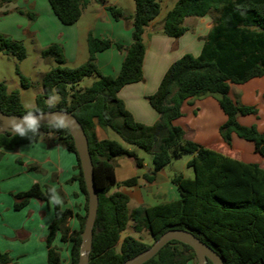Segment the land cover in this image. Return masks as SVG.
I'll use <instances>...</instances> for the list:
<instances>
[{"label": "trees", "instance_id": "1", "mask_svg": "<svg viewBox=\"0 0 264 264\" xmlns=\"http://www.w3.org/2000/svg\"><path fill=\"white\" fill-rule=\"evenodd\" d=\"M13 0H0V5ZM55 16L65 26L76 24L83 10L93 0H48ZM134 15L126 14L116 6L107 8L116 21L132 23V43L128 46L109 39L88 38V61L77 67H66L64 50L51 45L41 57L52 60L56 67L43 77V93L36 97V107L41 113L63 110L72 113L82 125L89 142L95 182L99 196L97 219L93 231L89 264H124L127 260L148 250L163 234L171 230H186L215 251L225 264H264V168L260 164H247L207 149L189 137L187 131L174 123L183 116L185 102L198 98H215L227 121L219 132L224 142L231 146L232 136L252 142L255 151L264 158V134L256 126H243L241 116L257 114L255 107L235 102L231 86L264 77V0H178L162 23L163 35L179 39L189 28L183 26L186 18H203L212 12L213 26L204 37V45L198 56L185 54L174 62L153 95L147 97L151 108L159 116L153 126L135 120L119 97L120 91L144 81L143 65L146 56L145 33L149 25L161 14L160 0H134ZM31 21L36 16L24 13ZM112 47L124 54L120 73L116 77L105 76L98 68L96 55ZM0 52L14 55L19 61L27 57L22 42L0 34ZM95 78L91 86L77 88L85 78ZM22 85L29 82L20 75ZM58 96L54 107L47 104L51 93ZM27 109L22 104L19 90L8 91L0 82V112L8 116H21ZM97 127L111 131L120 140L147 153L154 164L149 182L174 160L188 154L192 159L188 167L195 173L194 179L175 175L172 183L179 192L176 201L146 209H129L130 197L114 188H133L135 178L118 183L115 160L132 159L137 168L143 167V159L135 151L126 149L111 139L98 140ZM53 136L69 153L77 158V181L88 202V194L74 139L68 128L52 130L41 125L40 134L31 142L27 138L14 137L9 132L0 135V152L13 151L24 145L39 142ZM52 195L39 185L16 195L14 209L20 210L31 200L50 202ZM55 219L46 238L47 264H63L61 253L53 246L60 236L70 243V263L77 264L86 215L79 217L80 230L72 231L68 220L71 210H62L54 201ZM133 221L137 233L146 230L153 239L144 243L132 236L121 240L129 223ZM120 243V246H119ZM119 246V248H118ZM198 264L194 250L183 243L172 241L153 259L145 264ZM0 264H9L6 254L0 252ZM208 264H212L208 262Z\"/></svg>", "mask_w": 264, "mask_h": 264}, {"label": "crops", "instance_id": "2", "mask_svg": "<svg viewBox=\"0 0 264 264\" xmlns=\"http://www.w3.org/2000/svg\"><path fill=\"white\" fill-rule=\"evenodd\" d=\"M109 5L111 4L93 1V7L91 10L89 9L88 13L89 16H93V21H90V25L83 29L80 25L81 18L72 26L63 25L53 13L48 0H13L0 5V34L10 37L14 41L22 42L25 48L27 44L33 45L40 55L43 50L51 45H59L65 53L66 67H79L88 61L85 56L86 48L89 59L88 38L90 35L95 38L109 39L125 46L130 45L133 41L132 23L114 20L107 10ZM20 11L34 14L36 16L35 21L21 15ZM134 13L135 9L133 12L130 11L131 15ZM215 16L216 14L212 12L203 18L188 21L187 28L192 29L193 33L188 35V31L179 39L163 35L161 32L162 25L156 20L149 25L145 33L147 50L143 65L144 81L127 86L119 93L120 99L123 100L127 110L131 112L137 122L150 126L157 122L159 116L151 108L146 98L156 93L162 78L174 62L185 54L198 56L201 53L204 37L212 28ZM85 43H87V47H85ZM182 44L184 47L191 46L192 50L188 53H181ZM174 46H176L175 49H173ZM171 49L176 51L171 53ZM173 53L177 54L173 55ZM123 60L124 54L119 52L116 47L96 55L97 66L105 76H118ZM230 96L241 105L257 109V114L241 116L238 118V122L247 127L256 126L258 131L264 134V77L252 79L242 85L231 86ZM182 113L183 116L174 124L191 134L189 138L194 142L224 156L247 164H260L264 168V158L255 151L252 142L245 141L236 135L232 136L231 146L224 142L219 129L227 121V116L215 98H198L185 102L182 106ZM96 136L98 140L111 139L112 137L111 131H104L99 127L96 129ZM128 150L135 151L134 148H128ZM8 153H10L9 157L4 158L3 162L0 163V175L4 179H9L14 193H21L36 184L41 187L49 184L53 187V195L57 198L55 201L60 204L61 209L71 210L73 213L67 226L72 231H79V217L86 215L88 202L81 192L78 182L72 180L78 175L76 156L69 153L53 136L52 138L50 136L44 137L37 143L21 146ZM28 165L46 168L48 175L46 184L38 180V177L34 175L37 173L26 172ZM144 167L148 168L147 173L142 171ZM165 169L159 171L154 180L149 182L146 175H151L153 172V162L152 168L148 167L144 161L143 167L137 168L132 159H116L117 182L122 183L135 178L138 184L133 188H116L113 192H122L130 197L129 206L130 204L133 206L130 210L146 209L176 201L180 198L179 192L172 183L173 176L168 174ZM22 170L25 171V174L22 173ZM69 182L72 184L69 185ZM27 207L34 208L36 212L33 216L25 218L24 223L21 219L22 216L13 212V207L9 205L6 207L7 213H4V216L10 229L1 227L0 237L4 241H11L8 243L12 246L9 244L5 248L4 245L0 246L1 252L10 254L13 250L15 251L16 245L13 243L15 241L21 242L19 247L22 249L20 250L26 251L32 240H35L42 250L41 261L43 260V264L45 262L47 264L46 238L49 234V227L55 219L54 204L50 201L40 205L37 200H33ZM10 210L12 211L9 212ZM44 210L46 211L45 216ZM17 221L20 224H17ZM58 238L60 239V236ZM122 241L121 238L120 243ZM66 244L67 253H60L61 257L62 255L65 256V264H69L70 243Z\"/></svg>", "mask_w": 264, "mask_h": 264}, {"label": "rangeland", "instance_id": "3", "mask_svg": "<svg viewBox=\"0 0 264 264\" xmlns=\"http://www.w3.org/2000/svg\"><path fill=\"white\" fill-rule=\"evenodd\" d=\"M93 1H97L99 3L100 2H102V3L106 2V3L111 4L109 6H112V4L114 3L113 6H117L119 9L123 10L126 14H129V15H131L130 11L132 10V12H133V10L135 9V1L134 0H93ZM93 1L90 3L89 6L86 7V9L83 10V13H82L83 16L81 17V20H80V25H81V27H83V29L87 28L90 25L89 24L90 21H93V16L92 15L89 16V14H88L89 9L91 10L93 7L92 6ZM160 1H161L162 9H161V14L156 19V21H157V23L162 25L167 12L170 9H172L174 4L178 0H160ZM192 20H195V18H186L183 22V26L187 27L188 21H192ZM192 33H193V30L190 29L188 35H190ZM184 43H189V42H184ZM85 44H86L85 47H87V43H85ZM26 46H27L26 47L27 57L23 61H19L12 54H6L3 52H0V82L6 84L9 92H11L13 90H19L20 94H21L22 104L25 107V109H27V110L32 109L33 110L36 107V97L43 93V77H44L45 73H47L51 68H54L57 65L52 60L43 59L41 57V55L35 50L33 45L27 44ZM182 46L183 47H181V51H180L181 53L182 52L188 53L190 50H192L191 46L184 47V44H182ZM175 48H176V46L173 47V49H175ZM86 51H87V48H86ZM86 51H85V56H86V59L88 60V54H87L88 51H87V53H86ZM175 51L176 50L173 51L171 49L170 52L172 53ZM176 54L177 53H173V55H176ZM162 59H163V57H162ZM162 59H161V61H162ZM75 68H77V67H75ZM20 75H22L24 78H26L28 80L29 85L27 87H24L22 85ZM94 81H95V78H93V77L92 78H85L77 85V88L83 89V88L89 87L92 85V83ZM142 124H144L146 126H150V125H147L145 123H142ZM153 125H151V126H153ZM111 135H112L111 140H116V141L120 142L126 149L134 148L132 146H128V145L124 144L120 140V138L116 134H114L113 132H111ZM50 138H52V136H50ZM42 139H44V138H42ZM134 150L137 152L136 154H138V157L143 159V161L146 163V165L148 167L152 168L151 157L147 153H145L143 150L136 149V148H134ZM8 152H10V151H3L2 153L0 152V163L3 162L2 160L4 158L9 157L10 153H8ZM191 159H192L191 155L185 154V155H183L182 158H180L178 160H174L168 167H166L165 171L168 174H171V176L182 175L184 178L194 179L195 178L194 170L192 168L188 167V162ZM142 171L147 173L148 168L144 167L142 169ZM26 172L37 173L34 175H36L38 177V180H40L42 182H45L48 179V175L46 173V168L35 167L34 165H28V166H26ZM22 173L25 174V171L22 170ZM52 181L54 182L55 180L53 179ZM69 183H70L69 185L72 184V182H69ZM45 184H46V182H45ZM44 186L45 187H41V186L40 187L45 192L47 191L48 193H50L52 195V198L50 201L54 204V201L57 200V198L54 197V195H53V187L50 186L49 184H46ZM115 189L116 188H114L113 190H115ZM28 190H24L22 192H26ZM17 194H19V193H14L13 187L10 186L9 179H4L3 176L0 175V232L2 231L1 227L10 229V226L6 223V218L4 216V213H7L6 207L8 205L10 207H13V212L15 214L22 216L21 219H22L23 223L25 222V218L33 216L34 212H36L34 210V208L27 207L31 203V201H33L35 199L31 200L22 209L15 210L14 206H15V203L17 202V199H16ZM37 201L40 203V205L43 203H48V202L40 201V200H37ZM131 207H133L132 204H130L129 209ZM11 211L12 210H10L9 212H11ZM43 213L45 216L46 211L44 210ZM7 220H8V218H7ZM16 223L20 224L19 221H17ZM135 225L136 224L133 221H131L129 223L127 230L121 234V238L124 239L127 235H131V236L135 237L136 239L143 241L144 243L152 244L153 239L150 236V234L146 230H142L140 233H137L134 229ZM16 239H18V238H16ZM56 239H57V241H56ZM56 239L53 243V246L56 247L59 250V252H61V253L64 252V254H66L67 253V251H66L67 244L62 242L58 237ZM58 239H59V242H58ZM5 242H7V243L5 244ZM8 242H11V241H9V240L4 241L0 237V246L1 247L3 245H4V248L8 247V244H9ZM15 242H13L14 245H16L15 251L13 250V252H11L10 254L1 252V247H0L1 254H6L8 256L9 264H43V260L41 261L42 250L39 247V245H37L38 243H36L35 240H32V243L28 245V247L26 248V251L20 250V249H22L19 247V246H21V242H16V243ZM9 246H12V245L9 244ZM62 258H63V264H65V256L62 255ZM44 264H46V262Z\"/></svg>", "mask_w": 264, "mask_h": 264}, {"label": "water", "instance_id": "4", "mask_svg": "<svg viewBox=\"0 0 264 264\" xmlns=\"http://www.w3.org/2000/svg\"><path fill=\"white\" fill-rule=\"evenodd\" d=\"M53 113H62L65 116L67 128L74 139L76 151L82 168V174L88 194V213L84 229L81 233L82 242L80 245V255L77 264H89V254L92 250L93 244V231L99 207V196L95 182L94 165L89 150V142L82 125L70 112L54 110L41 113L44 115V119L41 120V125H48V119ZM13 117L19 119L21 116H8L0 112V135L5 132L10 133L9 128ZM172 241H177L190 246L196 254L198 264H208V262H211L212 264H225L223 259L215 251L199 240L191 232L186 230H171L166 232L158 240H156L148 250L127 260L124 264H145L149 260L153 259L167 244Z\"/></svg>", "mask_w": 264, "mask_h": 264}, {"label": "clouds", "instance_id": "5", "mask_svg": "<svg viewBox=\"0 0 264 264\" xmlns=\"http://www.w3.org/2000/svg\"><path fill=\"white\" fill-rule=\"evenodd\" d=\"M58 101V96L53 92L49 95L47 104L49 107H54ZM44 115L39 109H29L25 111L19 119L13 117L11 120L9 131L12 136L27 138L30 142L40 134L41 120ZM52 130H60L67 127L66 118L62 113H53L47 122Z\"/></svg>", "mask_w": 264, "mask_h": 264}]
</instances>
